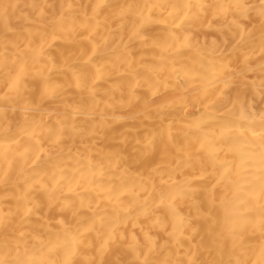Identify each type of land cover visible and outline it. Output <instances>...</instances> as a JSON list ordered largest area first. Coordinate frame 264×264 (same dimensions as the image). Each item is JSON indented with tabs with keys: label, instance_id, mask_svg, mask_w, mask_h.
<instances>
[{
	"label": "bare ground",
	"instance_id": "obj_1",
	"mask_svg": "<svg viewBox=\"0 0 264 264\" xmlns=\"http://www.w3.org/2000/svg\"><path fill=\"white\" fill-rule=\"evenodd\" d=\"M0 264H264V0H0Z\"/></svg>",
	"mask_w": 264,
	"mask_h": 264
}]
</instances>
